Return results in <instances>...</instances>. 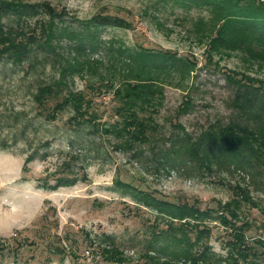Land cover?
Segmentation results:
<instances>
[{
    "label": "rangeland",
    "instance_id": "rangeland-1",
    "mask_svg": "<svg viewBox=\"0 0 264 264\" xmlns=\"http://www.w3.org/2000/svg\"><path fill=\"white\" fill-rule=\"evenodd\" d=\"M48 11L68 26L53 37L61 54L42 45L18 63L0 57V264H193L186 250L194 264H264V177L160 158L172 141L235 117L226 75L264 84V43L211 48L227 19L190 0H0V32H38ZM72 35L99 60L65 74L63 89L82 91L89 111L44 116L31 93L60 77ZM149 76L155 92L129 108L142 129L128 130L117 108ZM162 201L196 212L176 218Z\"/></svg>",
    "mask_w": 264,
    "mask_h": 264
},
{
    "label": "trees",
    "instance_id": "trees-1",
    "mask_svg": "<svg viewBox=\"0 0 264 264\" xmlns=\"http://www.w3.org/2000/svg\"><path fill=\"white\" fill-rule=\"evenodd\" d=\"M190 1L211 5L220 12L218 14L220 18L225 17L227 19L226 22L223 20L224 23L222 22L220 28L215 31V36L211 38V48L219 43L225 47L250 52L253 43H264V0ZM48 14L51 16V20H39L38 32L35 30L33 33H25L21 23L18 24L17 28L19 29L15 32H0V57L6 56L18 63L24 59V56L29 57L35 54V49L42 45L44 46H42L43 50L48 55L55 57L57 54H61L59 48L52 47L53 37L55 34L67 33L68 26L57 23L59 20H64V16L53 11H48ZM225 33H231L230 39L225 36ZM82 34L84 31L79 32V35ZM71 38L74 41L70 45V52L68 51L66 55L62 54L63 59L58 57L59 61L64 64H60L59 67L60 77L37 86L31 93L32 101L40 109V114L44 116L46 114L54 116L53 114H56L63 105H69L72 111H89L90 102L82 91L63 89L66 81L65 74L67 70H78L77 72L83 76V71H86L85 65L95 64L99 60L88 58L82 51L85 47L83 41L78 40L74 35ZM73 54L75 55L73 56ZM160 57L149 54L144 56V60L156 62ZM143 63L146 64L147 62ZM98 77L100 78V75ZM226 78L234 88L230 104L235 110V117L227 123L218 121L210 124L196 137L186 134L183 138L172 141L167 148L161 149L160 158L162 162L165 161L167 164L177 165L178 162L179 166H184L189 163L193 167L197 166L207 171H213L214 167L224 170L249 169L250 173L248 174L252 178L264 177V84L258 79L235 71L227 74ZM153 79L155 80L149 76V81L140 79L139 83L131 85L129 90L132 92L128 91L126 95L131 99V103L124 102L123 107L119 105L117 108V115L123 119L121 123L128 130H132L131 128L135 130L136 126V130L142 129L141 122L134 116L133 112H129V108L133 107V103L136 105L138 100H144L143 96H146L148 92L149 94L155 92L150 88V84H152L150 82ZM101 82L103 81L100 78V84ZM51 100L55 101L54 104H49ZM186 104H183V109L186 108ZM218 205L219 208H222L220 203ZM159 206L164 210H169L170 213L167 214L176 218L192 217V214L187 215L186 212L190 210L196 212V209L191 206H183L180 203L170 201H162ZM224 209L229 217H236L235 212L229 206L224 207ZM202 228L205 227L199 228V231ZM232 232L234 242L239 239L243 240L241 226L233 227ZM241 248H245L243 242ZM183 254L190 258L192 263L193 261L195 263L193 252L186 250L183 251Z\"/></svg>",
    "mask_w": 264,
    "mask_h": 264
}]
</instances>
